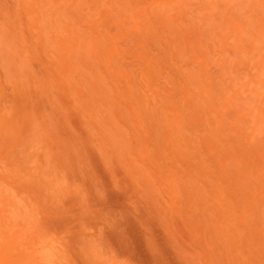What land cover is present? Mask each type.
Masks as SVG:
<instances>
[{"label": "rangeland", "instance_id": "1", "mask_svg": "<svg viewBox=\"0 0 264 264\" xmlns=\"http://www.w3.org/2000/svg\"><path fill=\"white\" fill-rule=\"evenodd\" d=\"M0 264H264V0H0Z\"/></svg>", "mask_w": 264, "mask_h": 264}]
</instances>
